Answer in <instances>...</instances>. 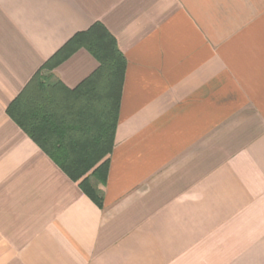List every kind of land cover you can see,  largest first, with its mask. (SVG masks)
Segmentation results:
<instances>
[{"label": "crops", "instance_id": "0c3cea01", "mask_svg": "<svg viewBox=\"0 0 264 264\" xmlns=\"http://www.w3.org/2000/svg\"><path fill=\"white\" fill-rule=\"evenodd\" d=\"M95 23L127 60L102 208L7 113ZM0 264H264V0H0Z\"/></svg>", "mask_w": 264, "mask_h": 264}, {"label": "trees", "instance_id": "16d2710c", "mask_svg": "<svg viewBox=\"0 0 264 264\" xmlns=\"http://www.w3.org/2000/svg\"><path fill=\"white\" fill-rule=\"evenodd\" d=\"M80 49L100 64L74 90L54 79L53 71ZM127 60L115 37L101 23L73 36L35 74L7 109L9 117L102 208L91 179L105 184L118 123ZM101 163L99 166L98 164Z\"/></svg>", "mask_w": 264, "mask_h": 264}]
</instances>
